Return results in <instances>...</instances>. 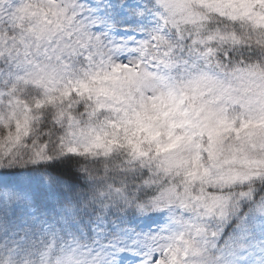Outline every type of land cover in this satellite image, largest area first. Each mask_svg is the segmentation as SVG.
Returning <instances> with one entry per match:
<instances>
[{
  "label": "clouds",
  "instance_id": "clouds-1",
  "mask_svg": "<svg viewBox=\"0 0 264 264\" xmlns=\"http://www.w3.org/2000/svg\"><path fill=\"white\" fill-rule=\"evenodd\" d=\"M129 2L151 23L142 36L139 17L118 21L120 43L109 41L103 56L80 36L77 0H22L15 27L0 26V190L33 178L41 151L62 150L95 177L79 233L57 223L60 207L29 218L0 203V264H65L74 239V264H99L103 242L85 225L102 213L125 228L129 216L159 217L137 227L158 237L166 264H195L187 242L211 241L220 223V209L205 212L212 196L226 198L229 214L250 210L247 193L264 199V0L119 5ZM70 42L79 56L67 54ZM249 170L252 180L229 183ZM172 193L173 203L152 207Z\"/></svg>",
  "mask_w": 264,
  "mask_h": 264
},
{
  "label": "snow or ice",
  "instance_id": "snow-or-ice-1",
  "mask_svg": "<svg viewBox=\"0 0 264 264\" xmlns=\"http://www.w3.org/2000/svg\"><path fill=\"white\" fill-rule=\"evenodd\" d=\"M21 2L22 0H10L9 4L0 7L2 29L15 27L21 19L26 11V7H16V4ZM77 6L80 8V17H86L80 36L87 42L88 51L95 50L99 56H103L107 51L106 45L109 41L112 46L120 43L118 38L122 33L116 30L115 25L121 19H127L129 15L133 20L139 17L138 24L142 36L151 23L145 19L144 13L140 10L141 6L131 2L120 6L119 0H77ZM67 49L69 56H79L83 51L78 46H72L71 42ZM122 67L131 70L132 66L129 64ZM39 160L41 154L37 153L33 163ZM58 183L59 181L50 175L31 178L25 184L0 190V203L15 206L22 217L39 218L41 212L49 209L55 211L56 208L51 205L49 197L50 189ZM169 195L175 197L174 193L161 194L153 201ZM257 195L259 194L255 192L245 194L251 202L250 210L246 214L232 212L222 215L219 226L212 233V240L203 241V247L196 241L187 242L186 253L199 258L195 264H264V199L257 202L255 199ZM84 200L86 201L87 197ZM80 205L81 201L72 204L65 200L60 206V211L56 212L57 223H62L79 233L77 220ZM126 222L128 228L123 225L113 226L109 223L108 216L102 213L85 225L86 235L103 242L93 251V255L99 254L97 256L99 264H166L168 259L166 249L157 243L158 237L142 227H137L138 223L130 220ZM83 223V220H79L80 225ZM203 232L202 227L198 229V233ZM50 234L55 240L57 232L53 230ZM74 245L70 248L65 264H74L73 256L79 249V241L74 239ZM8 264H11V259Z\"/></svg>",
  "mask_w": 264,
  "mask_h": 264
},
{
  "label": "trees",
  "instance_id": "trees-1",
  "mask_svg": "<svg viewBox=\"0 0 264 264\" xmlns=\"http://www.w3.org/2000/svg\"><path fill=\"white\" fill-rule=\"evenodd\" d=\"M41 160L37 161L40 163L38 167L32 174L33 177H39L43 175H50L54 177L58 184H55L52 189H50L51 195L49 197L51 205L58 208L63 204L65 200L72 204L77 201H83L87 196V191L90 188V182H94L95 177L91 175V165L84 163L80 160L73 159L72 157L63 158V151L53 152L51 156H48L44 151L40 152ZM93 155H95L93 153ZM48 160L58 161L56 163H47ZM245 168L250 169L252 164L250 162L245 163ZM239 174H244L246 177L242 179H230L229 183H245L253 179L252 172L243 171ZM163 197L159 200L152 201V207L159 209L163 204ZM222 209V212L226 214V211ZM137 217L129 216L128 220L135 222Z\"/></svg>",
  "mask_w": 264,
  "mask_h": 264
},
{
  "label": "rangeland",
  "instance_id": "rangeland-1",
  "mask_svg": "<svg viewBox=\"0 0 264 264\" xmlns=\"http://www.w3.org/2000/svg\"><path fill=\"white\" fill-rule=\"evenodd\" d=\"M129 143L131 144V141H129ZM133 157L134 158H138L139 155H141V150L138 144L133 145ZM68 151L75 153L76 149L75 148H70L68 149ZM94 153V152H93ZM95 154V153H94ZM244 174H239V172H236L230 179H242L244 180L246 177H244ZM33 178H37V177H33ZM163 204L162 207H160L158 210H162L164 206H166L167 204H171L175 201V197L169 195L166 198L163 197ZM227 206V200L226 198H222V197H217V196H212L208 202V204L205 205V212H207L208 216H212L213 214H216L217 210L220 209L221 210V216L224 215V213L222 212V209H224ZM159 222V217H152L149 220H144V221H140L138 220V218L135 220L134 223H157ZM158 243V242H157ZM201 247H203V242L200 244Z\"/></svg>",
  "mask_w": 264,
  "mask_h": 264
}]
</instances>
